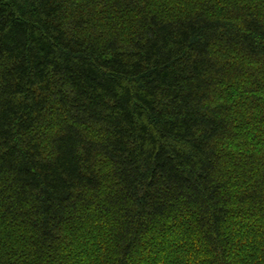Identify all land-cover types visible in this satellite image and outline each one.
Masks as SVG:
<instances>
[{
    "label": "trees",
    "instance_id": "1",
    "mask_svg": "<svg viewBox=\"0 0 264 264\" xmlns=\"http://www.w3.org/2000/svg\"><path fill=\"white\" fill-rule=\"evenodd\" d=\"M0 264H264V0H0Z\"/></svg>",
    "mask_w": 264,
    "mask_h": 264
}]
</instances>
